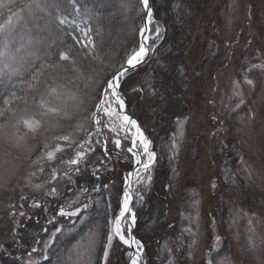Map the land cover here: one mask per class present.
Wrapping results in <instances>:
<instances>
[{"label":"rangeland","instance_id":"rangeland-1","mask_svg":"<svg viewBox=\"0 0 264 264\" xmlns=\"http://www.w3.org/2000/svg\"><path fill=\"white\" fill-rule=\"evenodd\" d=\"M96 1L112 12L103 31L89 24L87 15L75 14L71 0H39L40 7L32 0H0V23L7 19L9 8L15 13L24 9V23L7 37L0 35V51L5 39L9 43V55L0 69L4 62L8 74L18 69L10 80L8 74L0 77V256L21 224L23 198L60 189L65 173L76 167L67 161L81 150L79 145L91 152L98 142L96 131L113 142L126 133L128 144L120 140V145L127 148L135 137V127L123 129L115 116L104 112V107L120 111L110 90L107 97L101 95L106 81L141 43L144 8L141 0ZM26 4H32L31 9ZM204 11L186 53L190 110L176 124L170 146L181 239L190 264L202 259L206 264L209 259L213 264H264V67H253L264 66V0H207ZM60 19L66 22L61 24ZM64 24L71 35L66 50L59 49L67 41L60 29ZM85 31L95 42L92 51L73 39L83 41ZM61 52L70 59L60 60ZM102 99L107 103L97 109ZM92 112L97 113L99 124ZM25 120L39 121V126L30 131ZM63 136L69 140H61ZM54 146L63 151L48 160L46 153ZM137 149L141 160H146L142 147ZM53 170L56 180L51 179ZM136 180L135 176L133 196L147 185ZM122 198L123 191L116 215ZM34 203L29 199L28 204ZM128 218L123 224L126 238ZM51 234L39 241L35 252L15 258L14 264H36ZM95 247L96 236L91 233L73 245L65 264H92Z\"/></svg>","mask_w":264,"mask_h":264},{"label":"trees","instance_id":"trees-1","mask_svg":"<svg viewBox=\"0 0 264 264\" xmlns=\"http://www.w3.org/2000/svg\"><path fill=\"white\" fill-rule=\"evenodd\" d=\"M71 1L73 12L81 17L87 15L89 24L101 31L112 17L111 9L96 0ZM204 2L205 6L201 0H150L154 19L151 27L162 29V39L154 45L149 43L155 51H150L144 62L130 70L120 83L128 112L138 120L156 153L150 170L152 181L138 190L143 200L135 195L132 202L136 215L134 234L144 246L141 264H190L179 230V197L173 191L170 146L176 124L190 110V71L186 53L204 17L207 0ZM60 29L67 41L59 49L63 46L66 50L71 40L68 25H61ZM92 129L95 131L94 127ZM104 136L96 131L98 142L91 152H86L79 172L68 171L64 184L57 190L58 195H47L50 189L23 198L25 215L21 216L14 240L3 245L5 251L0 256V264H14L15 258L37 249V241L56 228H61V232L56 234L36 264H65L73 245L91 233L96 236L92 264H105L103 249L107 246V234L118 211L125 172L132 168L133 161L124 144L117 148L112 139ZM119 139L128 144L126 133H121ZM84 188L88 191L82 192ZM29 199L35 200L40 207L28 204ZM84 204L89 207L85 209ZM77 207L81 209L77 216L59 215L60 208L71 212ZM109 252L108 264H128L129 249L117 239L113 240ZM45 256L48 259H44ZM198 264L206 262L202 259Z\"/></svg>","mask_w":264,"mask_h":264},{"label":"snow or ice","instance_id":"snow-or-ice-1","mask_svg":"<svg viewBox=\"0 0 264 264\" xmlns=\"http://www.w3.org/2000/svg\"><path fill=\"white\" fill-rule=\"evenodd\" d=\"M32 2L36 5V7H40L39 0H32ZM141 3H142L143 8L146 10V16H147V20L145 22L144 27L140 29L142 42L140 43L137 50H134L130 55L127 56V58H126V65L127 66L122 67V69L117 71L116 74L113 75L111 79L106 81V88L104 89L106 97L109 95V90H110V95L112 97V103H114L117 106V109H119V110H123L125 108V102H124V100H123V98L119 92L121 78L126 76V74L130 70L135 69L139 64H141L145 60L146 56L148 55V53L150 51H152V52L155 51L154 47L149 46V42H151V44L154 45L156 43V41L162 39V35H161L162 29L159 26H156L154 28V30L152 27H150V25L154 24L152 8L150 6V0H141ZM24 7L31 9L32 4H26V5H24ZM121 7H124V5L121 4ZM23 10L24 9L21 8L19 13H15V12H12L11 8L8 9L9 15L7 16V19L4 20L3 23H0V35L7 37L12 32L16 31L20 27L21 24L24 23V19H23V16L21 14L23 12ZM76 10H77V12H79L80 11L79 7H77ZM13 17H15V20L13 19ZM59 22L61 24H63L66 21L64 19H60ZM88 31H90V29ZM88 31H85L82 33V35L85 38L83 41L77 37H73V39H75L78 44L82 43L85 48L92 51L95 49L96 45H95L93 38L90 35H88ZM8 48H9V43H8L7 39H5L4 44H3V50L0 51V62H3L4 58L9 55ZM22 48H23V45H21V48H18L16 51L19 52V51H21ZM32 55H34V53ZM37 59H39V58L37 57ZM59 59L62 61H66V60L70 59V56L67 52H61V53H59ZM49 67H50V65H49ZM253 67L254 68H260V67H264V66L253 65ZM42 69H43V65L41 66V71H42ZM8 70H9V65L6 62H4L3 68L0 69V77L4 76L5 74H8ZM39 74H40V72H37V75H39ZM16 75H18V69H11L10 74H8V79L10 80L12 76H16ZM37 75H34L32 77V79L35 80L37 78ZM0 82H2V81H0ZM246 82L248 84L253 83L251 80H247ZM28 87L32 88L33 84L29 83ZM51 91L54 93L56 90L52 89ZM152 91H153V94H155V89H152ZM12 95L15 96V93H13ZM5 103L6 104L8 103L7 99H5ZM106 103H107V99H102L100 104L96 105V108L100 109ZM41 106L42 107L44 106L43 101L41 102ZM49 111L54 112V111H57V109L51 108V109H49ZM104 112L107 115H109L110 117L115 116L116 119L120 121L119 126L123 129L130 131L129 126L135 127V138H132V146L130 148H128V152L132 153V155L136 157V163L138 165H140V168L143 169L144 174L142 175L140 168H137L134 173L128 174V177L125 178V183H128L129 177H131L134 174L137 177V180H136L137 184H150V182L152 181V175L150 174V170H151V168H152V166L156 160V153L151 150L152 142L144 135V133L140 129L137 121L132 119L130 116H128L126 114L121 115L120 111L110 110L107 107H104ZM0 115H3V113L0 112ZM91 116L97 124L100 123V121L98 119H96V117H97L96 112H92ZM178 123H180V122L178 121ZM23 124L30 131H34L39 126V121L25 120V121H23ZM115 130H116L115 127H113V131H115ZM60 139L63 141H68L69 137L63 136V137H60ZM137 140H138V143H137ZM90 143H91V141H89V144ZM114 143H115V146L117 148L120 147V140L117 139L114 141ZM79 147L81 150L77 151L75 153V156L72 159H70L69 161H67L68 164L76 166L75 167L76 172L80 171L79 166L81 163L85 162V156H86V152L83 150L84 145L81 144V145H79ZM138 147H142L143 154L146 157V160H141L140 154L138 152L133 151V149H137ZM173 147H175V144H173ZM90 150H93V149H90ZM60 151H63V148H61L60 146H54V150L47 151L46 158L48 160H54L56 158V153L60 152ZM41 171H43V169H41ZM65 175H67V173H65ZM51 179L52 180L57 179V173L55 170H53V172L51 174ZM35 187L37 189H39L42 187V185L38 184ZM104 187L107 188L108 185H104ZM213 187H215V184H213ZM96 190H97L96 188H93V191H96ZM81 191L87 192L88 189L84 188V189H81ZM47 195H53V196L58 195V191L55 187H53L47 193ZM136 196L139 198V200H143V196L139 192H136ZM132 198H133V193L131 191V185L129 184V187L125 188L123 191L122 204L120 205V208H119V214L115 216L114 221H112L111 231L107 234V246H105L103 249V260H104L105 264H108L109 255H110L109 250L113 245L114 238H118V240L123 242V244L128 245L129 247L135 248L134 252L128 253L131 264H141V262H142V259H143L142 253L144 250L143 244L141 243L140 240H137L135 238V236L131 235V228L130 227L127 229L128 235L126 238L125 229L123 227V224H124V221L126 218V214H131L132 225H135V223H136V215L132 211V208L130 207V203L132 201ZM69 206H71V205H69ZM33 207H40V205H39V203H34ZM83 207L86 209L89 207V205L84 204ZM80 211H81V209L79 207H77L75 209V211H71V212L66 211L64 208H60L59 215L63 216V217L77 216L80 213ZM20 215L23 216L24 213L21 212ZM53 219H55V217H53ZM48 222L52 223V220H49ZM44 231L46 232L47 229H44ZM59 232H61V228H56L55 231L52 232L49 241L45 242L46 248L50 246L51 242L56 238V234ZM218 239H219V237H217V240ZM37 243H39V241H37ZM32 251L35 252L36 249L33 248ZM44 259H48V257L45 256ZM208 264H213V260L209 259Z\"/></svg>","mask_w":264,"mask_h":264},{"label":"water","instance_id":"water-1","mask_svg":"<svg viewBox=\"0 0 264 264\" xmlns=\"http://www.w3.org/2000/svg\"><path fill=\"white\" fill-rule=\"evenodd\" d=\"M144 12H145V18H144V20H143V27H144V25H145V22H146V18H147V16H146V10L144 9ZM141 42H142V39H141ZM149 54V53H148ZM148 56V55H147ZM127 65H126V63L122 66V67H126ZM122 67L120 68V69H118L117 71H119V70H121L122 69ZM116 74V73H115ZM114 74V75H115ZM104 95V94H103ZM122 96V95H121ZM122 98H123V96H122ZM123 100H124V98H123ZM124 102H125V100H124ZM121 112H122V114H126V115H128V116H130L132 119H134L135 120V118H133L131 115H129V113H128V111H127V108H126V105H125V108L123 109V110H121ZM138 123V122H137ZM138 125H139V123H138ZM139 127H140V125H139ZM130 143H131V145L130 146H132V139H131V141H130ZM133 151L134 152H138L137 151V149H133ZM139 153V152H138ZM140 154V157H141V153H139ZM140 165H138L136 162H135V164H134V167L130 170V172L129 173H134V171L139 167ZM129 173H127L126 174V176H125V178L128 176V174ZM125 188H127L126 187V184H125ZM132 200H133V198H132ZM131 203H132V201H131ZM131 203H130V207H131ZM131 228V235L132 236H135L134 235V232H133V229H134V225H132V224H129L128 225V228ZM136 238V237H135ZM131 248V247H130ZM131 252H132V250H131Z\"/></svg>","mask_w":264,"mask_h":264},{"label":"bare ground","instance_id":"bare-ground-1","mask_svg":"<svg viewBox=\"0 0 264 264\" xmlns=\"http://www.w3.org/2000/svg\"><path fill=\"white\" fill-rule=\"evenodd\" d=\"M146 20H147V18H146ZM135 138V137H134ZM128 177V176H127ZM135 179V175L133 174L131 177H129V182L128 183H126V187L128 188L129 187V184L130 185H132V182H133V180ZM127 216H129V218H128V222H129V224H132L131 223V214H126ZM121 242V241H120ZM121 243H123V242H121ZM125 245V244H124ZM127 247H129L128 245H126ZM130 248V247H129ZM131 250H132V252H134L135 251V248L134 247H131L130 248ZM130 264H131V262H130Z\"/></svg>","mask_w":264,"mask_h":264}]
</instances>
